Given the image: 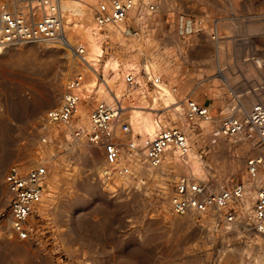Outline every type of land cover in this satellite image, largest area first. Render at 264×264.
<instances>
[{
    "label": "rangeland",
    "instance_id": "1",
    "mask_svg": "<svg viewBox=\"0 0 264 264\" xmlns=\"http://www.w3.org/2000/svg\"><path fill=\"white\" fill-rule=\"evenodd\" d=\"M244 1H201L207 11L202 17L204 27L198 31H183L185 18L198 16L185 4L182 10L164 7L157 12L138 6L122 21L127 29L123 35L106 25L101 30L106 56L116 54L122 61L137 56L141 64L139 47L144 46L147 57L161 66V78L174 90L178 105L209 99V115L189 121L188 128L181 125L172 106L159 103L148 110L151 93L148 101L137 100L136 105L188 133L190 147L202 157L207 172L205 177H193L206 179L216 188L246 180V159L254 152L250 142H235L219 131L234 94L242 96L249 108L264 100V8L246 17L240 8ZM217 3L222 9L213 13ZM233 3L239 4V12L231 15L232 27L220 21L231 18L227 11ZM216 24L217 41L212 34ZM76 73L61 46L25 43L0 54V264H112L107 255L112 241L120 249L136 251L129 264H264V235L249 226L218 227L170 212L175 180L191 175L176 163L174 150L157 171L140 164V150L134 157L131 147L123 148L120 163L141 174L122 178L112 170L109 177L93 163L91 149L99 150L108 166L101 147L84 136L73 140L67 135L69 128L47 121V111L61 104L66 83ZM141 73L153 91L143 69ZM98 99L93 95L86 100L83 112L76 113L75 125L80 122L89 128V115ZM119 120V125L129 121L128 109L126 118ZM121 158L128 161L123 163ZM42 162L49 170L40 205L45 216L43 235L39 241L21 240L11 225L4 178L13 165L28 168ZM139 178L146 184L139 186ZM245 201L249 206L253 196L244 199L246 207ZM120 260L128 264L125 257Z\"/></svg>",
    "mask_w": 264,
    "mask_h": 264
},
{
    "label": "built area",
    "instance_id": "2",
    "mask_svg": "<svg viewBox=\"0 0 264 264\" xmlns=\"http://www.w3.org/2000/svg\"><path fill=\"white\" fill-rule=\"evenodd\" d=\"M59 2L60 0H0V44L12 47H19L22 43L50 46L48 44L55 41L67 44ZM182 2L183 0H147L145 3L142 0H102L95 18L101 26H105L128 19L139 4L142 11L157 12L166 6L182 10ZM203 23L202 16L188 20L185 18L183 31H198L204 27ZM214 27L212 34L217 41V24ZM74 50L79 56L84 54L83 47L78 46ZM82 80L81 75L73 78L64 91L61 104L47 111V121L60 126L68 125L75 119L80 102L75 89ZM133 81V76L128 75L127 82L132 84ZM233 102L230 111L220 121L219 131L235 142L248 141L252 144L254 152L247 157L245 164L247 179L216 188L209 185L206 179L182 174L174 182L169 210L180 216L211 221L218 227L246 225L264 235V100H257L249 108L242 96L234 94ZM122 110L120 105L100 100L90 112L89 128L76 127L72 134L77 138L84 136L88 142L99 145L104 150L106 161L118 175L138 178L140 170L118 165L124 152L117 132ZM209 113V105L200 101L190 103V119L205 117ZM121 131L129 132L130 124L122 122ZM188 136L179 127L163 128L154 139L146 142L145 154L140 164L160 171L165 153L170 147L179 148L184 153L188 151ZM42 140L48 141L46 136ZM136 150L138 147L131 144L130 152L134 157H137ZM48 176V166L43 162L28 168L13 165L5 175L12 228L21 240L39 241V237L43 235L45 216L40 211V205L46 196ZM146 182L139 178L138 185ZM249 195L253 196V203L247 209L243 201Z\"/></svg>",
    "mask_w": 264,
    "mask_h": 264
},
{
    "label": "bare ground",
    "instance_id": "3",
    "mask_svg": "<svg viewBox=\"0 0 264 264\" xmlns=\"http://www.w3.org/2000/svg\"><path fill=\"white\" fill-rule=\"evenodd\" d=\"M100 1L101 0H60V14L64 24L63 28L67 44H64L61 41H55L54 43H50L48 45H50L49 47L52 49L56 48V46H61L63 51L67 54L68 61L74 63L77 71L76 76L81 75L83 78L81 84L75 89L80 96V102L77 106L76 113L83 112L86 100L93 95H95L96 98H99L97 102L103 100L112 105H120L123 110L119 119L126 118V109H128L129 121L127 122L130 124L131 131H129L130 134L128 136H124L121 139V142L124 149H128L131 147V144H134L138 147V150L141 151V154H143L144 157L146 142L154 139L163 128L173 127L169 126L167 120H165L162 116L155 115L152 111H148L149 109L154 110L159 103L166 106H172L175 116L181 119V125L184 128H188L190 122L198 119L199 117L196 119H190L188 117L190 103L185 106L177 104L174 90H172L170 85L161 78L163 71L161 66L147 57V50L144 46L139 47L138 55L143 57V62L141 64L139 63L137 56L127 58L125 61H122L116 54L106 56L103 45L104 36L101 31L104 26H101L95 18ZM103 1L106 2L108 0ZM54 3H56V1H54ZM138 6L136 8H138ZM47 10H49V7H47ZM106 27L114 29L119 35H123L127 31L122 21L121 23H108L106 24ZM22 45L23 43L20 44L19 47ZM78 46L84 48V54L82 56L75 53L74 48ZM11 47L12 45L4 46L0 44V54H4L6 50ZM142 69L147 79L150 80L149 82L153 83V91H150L148 83L141 73ZM128 75L133 76L134 81L132 84L127 82ZM221 77L225 78L223 74H221ZM71 81H67L66 85L68 86ZM150 93V106L146 107L148 110H143L142 107L136 105L137 100L148 101V95ZM76 117L77 114H75V119ZM75 119L68 125H62L61 128L64 130L69 128V131L66 132L68 137L70 136L73 140L77 138L72 134L74 128L77 127L85 129L83 127V123L79 122L75 125ZM119 121L120 120H118L117 132L121 138L122 134L129 132L121 131ZM54 126H56V124H54ZM182 130L184 131V129ZM190 146L191 144L189 140V148L186 153L182 152L179 148L170 147L166 151L165 156H167L170 151L174 150L171 155L175 159L176 163H178L194 177H205L207 172L206 169H204L202 157ZM91 154L94 165L110 177L111 174L108 173L112 172L114 167L110 166L107 161L108 166L113 169L108 167L106 163L102 162L104 159L102 160V153H100L99 150L91 149ZM129 154L131 155V153ZM121 161L126 163L128 160L121 158ZM118 165L128 166L127 164L120 163V158ZM149 169L152 170V168ZM117 173L115 172V174L119 177L128 178L120 176ZM246 201V207L249 208L252 203L248 206Z\"/></svg>",
    "mask_w": 264,
    "mask_h": 264
},
{
    "label": "crops",
    "instance_id": "4",
    "mask_svg": "<svg viewBox=\"0 0 264 264\" xmlns=\"http://www.w3.org/2000/svg\"><path fill=\"white\" fill-rule=\"evenodd\" d=\"M186 2H188V3H186ZM182 3L185 4V9L187 8V10L190 13L195 14V15L198 14V16H202V17L206 15L205 13L207 10H206L205 2H198V3L197 2H191L190 3L187 0H183ZM217 4H216V8H215V6H214V8H212L213 13L218 12L220 8L222 9V6L220 7L219 3H217ZM238 6H239V4H238ZM238 6H237V4L233 3L232 6L229 7L231 9V11H229V10L227 11V13L229 12L228 14H230V16H228V17H231V15L235 14V12H239ZM240 8H242L243 11H241V12H243L246 15V17L256 16L255 14H257V13H255V12L258 11V9H260V8H264V0L262 2L261 1H255V0H245L243 3L240 4ZM231 19H232V17L228 18V20H222L220 22H225V23L231 24L233 27L232 22H234V21H231ZM220 22H218V23H220ZM204 101H205L204 103L206 104V102H209V99H205ZM109 243H110V247L112 249H111V251L107 252V255L109 257H111V258H109V262H111L112 264H123L122 260H120L121 257H125L124 262L125 263L128 262V264L130 262H132L133 260H135L136 251L133 248L130 250H128L126 248L120 249L119 247L116 246V245H118L116 242L112 241ZM109 253H112V254L109 255ZM103 257H105V255H103Z\"/></svg>",
    "mask_w": 264,
    "mask_h": 264
}]
</instances>
